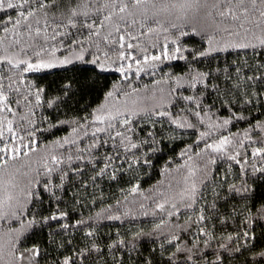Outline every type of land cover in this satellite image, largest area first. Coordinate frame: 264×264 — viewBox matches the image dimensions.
I'll use <instances>...</instances> for the list:
<instances>
[{"label":"snow or ice","instance_id":"1","mask_svg":"<svg viewBox=\"0 0 264 264\" xmlns=\"http://www.w3.org/2000/svg\"><path fill=\"white\" fill-rule=\"evenodd\" d=\"M52 8H55V11H50ZM6 9H18L19 11L16 12L17 18L15 20L9 16L5 22L0 17V23H4L3 32H12L14 37L27 35L30 41L28 48L34 53L29 55L28 50L21 47L19 52L12 54H8L7 49H5L6 54L0 57V63H7L11 68L18 69L21 77L25 74H33L37 79H44L49 75L71 72L73 74L79 73L87 81L93 76L98 78L101 74L116 72L119 73L120 80L111 85L110 89L104 93L103 100L91 112H88L87 108L84 109L87 113L85 116L73 120L50 121L49 127L43 130L35 127V121L29 120L33 127L27 132V142H25V136H20L19 142H17L11 120L8 121V132L12 135L8 141H4L3 130L0 129V190L5 194V198L0 199V219H5L9 215L4 210L5 207L14 208L15 210H12L10 214L20 222L19 228H10L4 234L8 237L7 240L0 237V264H38V257L41 254L38 246L24 247L22 250L19 247L21 238L30 229L52 228L53 221H63L59 227L64 230H68L70 227L79 228L86 223L81 218L77 219L75 224H71L68 221L69 213L59 209L48 216L30 212L26 222L17 214L18 211L26 209L33 199H38L40 204L44 203L42 193L35 191L33 187L40 185V180L30 175L33 171L31 167L32 154L37 153V132H51L52 129L64 124L75 125L72 127L71 137L64 136L60 139H54L50 148L45 146V154L41 157L43 175L50 177L55 172L58 173L59 179V184L56 185H52L50 179H45L42 185L43 190L59 202L61 197L55 189H63L65 180L70 177V174L72 178L82 176L89 165L95 173L89 177L93 184L98 178L107 177L110 180H117V174L123 170L125 163L129 169L134 165L151 166L152 160L147 152L143 159L138 152H132L133 149L141 147V144L133 142L132 137L127 135V133L134 131V117H146L150 121H152V117H166L176 128L196 127L186 117L180 118L178 114L173 115L169 105L164 102L163 89H160L161 96L159 98L155 92L151 97L141 96V89L133 85V78L139 79L141 72L151 70L154 74L166 62L185 61L189 68L187 75L192 87L203 84L205 89L211 86L213 92L225 97H232V99H225L221 102V106L228 111V115L223 118L222 122L213 123L209 118L208 130L199 131V140L196 143L199 146L200 141H204L202 152L205 154L224 153L229 160L239 164L240 160L237 157L240 153L237 151L235 155H232L228 151L229 147L234 143L243 147L244 139L252 141V132L258 130L260 133H264V121H257L252 124L251 119L244 115L245 111H250L244 106L254 103L251 97H261L264 96V93L249 92L247 90L248 83H246L242 94L240 83H233L232 88L229 89L227 84L233 80L230 73L224 77L225 89L221 92L220 84L212 83L214 79L220 80L221 69H216L217 75L215 76H213L211 67L207 71L196 69L194 74L192 69L194 63L200 64L205 61L210 66L220 53H226L232 49H259L260 51L256 54L264 56V0H178V2H173V0H18V2L0 0V11ZM9 23L12 25L11 28L7 26ZM101 30H106L103 36ZM146 36H154L156 40L150 45H141L140 39ZM161 36L164 39L162 44L159 43ZM249 36L252 39H249ZM236 37L240 39H229ZM49 41L53 43L50 44ZM101 41L109 46L107 51L102 52ZM133 41H137V43H133ZM188 41H193L201 46L187 47L185 45ZM2 43L3 39L0 38V44ZM12 43L20 45L21 40L14 39ZM58 51L65 54L57 56ZM258 67L264 69V63L259 64ZM235 71L237 73L236 80L239 81L240 69L236 68ZM169 75L177 87L183 86L181 84L184 79L183 76ZM8 79L11 81L12 78L8 77ZM244 79L246 82H250L252 87H255L257 82L261 87H264V77L246 76ZM75 82L68 80L62 85L61 90L66 98L69 97V94L75 95L72 92V86ZM124 82H127L126 88L130 91L126 90ZM164 82L167 83L168 81ZM156 83L159 84L160 81H156ZM2 88L3 85L0 84V104L7 107L8 97ZM147 88L148 86L145 85L144 89L147 90ZM175 90L172 89V91ZM44 93V88L36 87L35 99L37 104L41 102ZM27 98L26 96L25 99ZM179 98L189 102L193 101L192 96L181 95ZM144 100L153 101L152 107L142 106ZM54 102H49L48 107H52ZM196 108L200 110L193 114L198 118L199 123L204 125V116L208 114L204 112L202 116L203 109L198 101ZM3 110L0 108V111ZM8 111L11 109L8 108ZM234 121H247L249 123L250 127L243 132V139L234 140V136H239V133H229L228 135H218L211 142H208L214 131L227 129ZM152 122L155 124L159 120ZM88 128L92 129L90 133L92 142L88 148L77 147L75 156L71 153L67 155V167H60L65 164V157L63 154L57 155L55 149L57 147L65 148L66 145H77L80 130L84 129V136H89ZM120 129H124V131ZM101 133L105 135H98ZM147 136L152 138V142L150 143L148 139H145L141 143L148 144L149 150L155 152L156 148L152 147V143H162L163 139L156 141L155 134L151 131L147 133ZM191 147L183 150L181 156L187 155L191 151ZM100 149H106L103 155L100 154ZM84 152L89 153L87 159L82 155ZM93 152L95 155L92 154ZM129 152H132L131 161L127 156ZM201 154V152H196L197 156ZM252 155L253 157L264 156V147L254 148ZM188 159H191V156H188ZM101 161L103 162L102 166L97 168V164ZM117 161H119V167L116 166ZM208 162L215 164L216 159L209 155ZM35 171L36 176L39 177L41 175L39 169ZM198 171L207 175V165L203 170L189 167L188 176L185 178L186 187L179 193L180 200L187 209H192L195 206L198 195L202 196L197 187ZM253 171L264 174V167L253 168ZM81 184L87 187L83 180H81ZM10 189H19L23 195V200L20 196L14 195ZM250 191L247 186L238 189L235 185H231L229 188V192L237 195H243ZM137 192H139L138 184L129 189L130 194ZM140 195H143V192H140ZM118 205L119 201H117ZM140 207L143 208L144 205L141 204ZM212 209L216 211L215 204L212 205ZM156 210L165 213L167 219L161 217L159 222L154 224L153 232L162 230L173 216L179 219L181 215V209L174 200L156 203ZM106 211L111 212V205L108 209H101L97 212V218L103 216ZM143 214L148 215L147 212ZM155 214L156 212L153 211L152 215L155 216ZM257 215L264 219V204L258 209ZM107 219L119 220L120 215L110 214ZM207 219L209 217L204 215V209L201 208L195 223L200 226V235L211 238L212 233L206 230L204 224ZM189 221H191V217H188L186 223ZM174 227L186 231L183 225L176 224ZM13 234L15 235L13 236ZM85 235L92 237L93 232L87 231ZM139 235H143V233H137V236ZM243 235L248 240L255 239V237H250L247 231ZM179 239L180 237L175 234L172 235L171 239H168V243L175 248V251L167 257V264H198L199 250L193 251L195 244L193 248H181L173 243ZM227 239L231 242L234 237L228 235ZM204 243L207 245L208 240H205ZM119 245H124V241L120 240ZM109 247L110 249L116 248L118 245L113 244ZM132 247L135 248V245L133 244ZM220 248L222 251L216 255L214 261L208 262V264H226V261L232 259L236 254L243 255V250L239 245L229 248L227 245L221 244ZM245 249L254 253L251 260L246 261L245 264H264V248L256 250L254 244H245ZM93 252L102 254L103 250L98 245L93 244L91 247L76 251L75 258L65 257L62 264H77V262L84 264V261ZM181 252L186 253L183 261L174 260L177 253ZM161 255H163V251ZM204 255L206 253L198 258L203 260ZM54 264H60V262H54ZM145 264H152V261L145 260Z\"/></svg>","mask_w":264,"mask_h":264},{"label":"trees","instance_id":"2","mask_svg":"<svg viewBox=\"0 0 264 264\" xmlns=\"http://www.w3.org/2000/svg\"><path fill=\"white\" fill-rule=\"evenodd\" d=\"M14 2H18V0H14ZM173 2H178V0H173ZM17 11L19 10L6 9L0 11V17L5 22L9 16L15 20ZM50 11H55V8L50 9ZM7 26L12 27L10 23ZM3 27L4 23H0V38L3 39V43L0 44V57L6 54L5 49H7L8 54H12L19 52L21 47L26 48L29 55L34 54L28 48L30 41L27 35L14 37L12 32L4 33ZM105 32L106 30H101V35L103 36ZM14 39H20L21 44L14 45L12 43ZM229 39L238 40L240 38ZM249 39H252V37L249 36ZM155 40L156 37L154 36H146L142 37L139 43L150 45ZM163 42V36L159 37V43L162 44ZM49 43L53 42L49 41ZM133 43H137V41H133ZM185 46L200 47L201 45L188 41ZM108 48L109 46L101 41L102 52L107 51ZM259 51V49L249 48L232 49L226 53H220L210 66L207 61L200 64L194 63L192 65L193 74L196 69L207 71L211 67L213 76H215L217 75L216 69L219 68L222 70L219 73L220 80L214 79L212 83H219L221 92L225 89L224 77L230 73L233 80L227 84L229 89L232 88L233 83H240L242 94L246 83H248L247 90L249 92L264 93V87H261L259 82L256 83L255 87H252L250 82H246L244 79L246 76L264 77V69L258 67L259 64L264 63V56L256 54ZM64 54L62 51L56 53L57 56ZM109 54L111 55V53ZM236 68L240 69L239 81L236 80ZM188 73L189 68L186 66L185 61H171L161 65L154 74L149 70L141 72L139 79L133 78V85L141 89V96L151 97L155 92V95L159 98L161 96L160 89H163L164 102L169 105L173 115L178 114L180 118L186 117L196 127L176 128L166 117H152V121L159 120L155 124L146 117H134V131L127 133V135L132 137L133 142L141 144V147L133 149L132 152H138L141 159L147 152L151 157L152 164L150 167L134 165L129 169L127 163H125L123 170L117 174V180H110L107 177L98 178L93 184L89 177L95 173L89 165L82 176L72 178L70 174V177L65 180L64 188L55 189L61 197L58 202L50 197L47 192H44L42 187L45 179H50L52 185L59 184L58 173L54 172L50 177L44 176L41 157L45 154V146L47 145L50 148L54 139H60L64 136L71 137L72 127L75 125L64 124L52 129L51 132H37V153L32 154L31 167L33 171L30 175L40 180V185H34L33 187L35 191L42 193L44 203L40 204L38 199H33L26 209L18 211L17 214L26 222L29 219L28 214L30 212L48 216L59 209L69 213L68 221L71 224H75V221L81 218L86 223L79 228L70 227L68 230H64L59 227V224L63 221H53L52 228L30 229L21 238V244L19 245L21 250L24 247L38 246L41 250L38 264H54V262L62 264L65 257L75 258L76 251L95 244L103 250L102 254L91 253L84 264H94V262L95 264H145V260H151L152 264H167V257L175 251V248L168 243V239H171L172 235L175 234L180 239L173 243L181 248H193L195 244L193 251L197 252L199 250L197 255L198 264H208V262L214 261L216 255L222 251L221 244H225L229 248L239 245L243 250V255L236 254L232 259L226 261V264H245L254 255L253 252L245 249V244H254L256 250L264 248V219L257 215L258 209L264 204V174L253 171V168L264 167V156L257 155L253 157L252 155L254 148L264 147V143H262L264 133L257 130L251 133L252 141L244 139L243 147L235 143L229 147L228 151L232 155H235L237 151L240 153L237 157L240 160L239 164L229 160L224 153H203L204 141H200L199 146L196 143L199 140V131L208 130L209 118L213 123L222 122L223 118L228 115V111L221 106V102L225 99H232V97H225L213 92L211 86L208 89H205L203 84L192 87ZM169 74L183 76L184 79L181 81L183 86L177 87ZM0 77H2L0 79V84L3 85L2 91L8 97L7 107L0 104V108L4 109L0 111V129L3 130L5 142L12 135L8 132L9 120L12 121L11 126L16 133L17 142H19L18 138L20 136H25V142H27V132L33 127L29 120L35 121V127L43 130L49 127L50 121L73 120L85 116L87 113L84 109L87 108V111L91 112L103 100L104 93L110 89L111 85L120 80L119 73L116 72L104 73L98 78L93 76L87 81L79 73L73 74L71 72L49 75L44 79H37L33 74H25L21 77L19 70L11 68L7 63H0ZM8 77L12 78L11 81ZM68 80L76 81L72 86V92L75 95L69 94V97L66 98L61 89L62 85ZM156 81H160V83L157 84ZM164 81L168 82L165 83ZM9 84H11V87H9ZM124 84L126 88L127 82H124ZM145 85L148 86L147 90L144 89ZM36 87L45 89L39 104L36 103L35 99ZM172 89L176 90L172 91ZM126 90L130 91L127 88ZM181 95L192 96L193 101L180 99ZM26 96L27 99H25ZM251 98L254 103L244 106L250 109V111H245L244 115L251 119L252 124L257 121H264V96ZM52 101H55L52 107H48L49 102ZM197 101L203 109L202 116L204 112L208 114L204 116V125H201L198 118L193 114L195 111L200 110L196 108ZM152 104L153 101L144 100L142 106L151 108ZM8 108L11 111H8ZM249 127L247 121H234L227 129L214 131L208 142H211L218 135H228L229 133H239V136H234V140L243 139V132ZM120 130L124 131V129ZM84 131V129L80 130L77 145H66L65 148L57 147L55 149L57 155L63 154L65 157V164L60 167H67V155L69 153L75 156L77 147L88 148L92 142L90 135L92 129H87L89 136H84ZM149 131L155 134L156 141L163 139L162 143H152V147L156 148L155 152L149 150L148 144L141 143L145 139H148L150 143L152 142V138L147 136ZM98 135L103 136L105 134ZM189 146H192L191 151L187 155L181 156V152ZM99 151L103 155L106 149H100ZM132 152L127 153L129 161L132 159ZM196 152L202 154L197 156ZM92 154L95 155V152ZM82 155L87 159L89 153L84 152ZM209 155L216 159L215 164L208 162ZM188 156H191V159H188ZM102 163V161L98 163L97 168L101 167ZM206 165L207 175H204L202 171H198L196 177L197 187L202 196L198 195L195 206L192 209H187L181 202L179 193L186 187L185 178L188 176L189 167L203 170ZM116 166L119 167V161L116 162ZM166 168L167 171L165 172ZM36 169H39L41 173L39 177L36 176ZM81 180L87 184V187L81 184ZM136 184L139 185V192L130 194L129 189ZM231 185H235L238 189L247 186L251 191L243 195H237L229 192ZM10 191H13L14 195L20 196L23 200V195L19 192V189H10ZM140 192H143V195H140ZM3 198H5V194L0 190V199ZM165 200L177 202L181 209V215L179 219L173 216L168 225L162 230L153 232L154 224L158 223L161 217L167 219L165 213L156 210V203ZM117 201H119L118 206ZM141 204L144 205L143 208L140 207ZM213 204L216 205V211L212 209ZM109 205H111V212L106 211L103 216L97 218L96 213L101 209H108ZM201 208L204 209V215L209 217L204 224L206 230L212 233L211 238L200 235V226L195 223L200 215ZM4 210L9 215L5 219H0V237L7 240L8 237L4 234L10 228H19L20 222L10 214L12 210H15L14 208L8 209L5 207ZM153 211L156 212L155 216L152 215ZM145 212L148 213L147 216L143 214ZM110 214H118L120 219H107ZM188 217H191V221L186 223ZM176 224L183 225L186 231L174 227ZM87 231H92L93 236H86L85 232ZM245 231L255 239H246L243 235ZM137 233H143V235L137 236ZM228 235L234 237L231 242L227 239ZM120 240L124 241V245H119ZM205 240H208L207 245L204 243ZM113 244L118 245V247L110 249L109 246ZM133 244L135 248L132 247ZM161 245H163V248H161ZM162 251L163 255H161ZM205 253L203 260H200L198 257ZM185 255L184 252L177 253L174 260L182 262Z\"/></svg>","mask_w":264,"mask_h":264}]
</instances>
